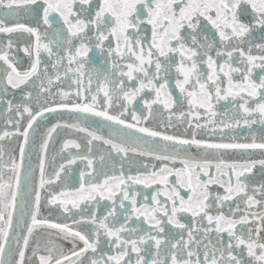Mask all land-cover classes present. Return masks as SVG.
Segmentation results:
<instances>
[{
    "label": "snow or ice",
    "instance_id": "snow-or-ice-1",
    "mask_svg": "<svg viewBox=\"0 0 264 264\" xmlns=\"http://www.w3.org/2000/svg\"><path fill=\"white\" fill-rule=\"evenodd\" d=\"M76 3L0 0V34L32 38L23 47L30 60L23 71L13 62L16 58H10L13 40L0 46V62L6 65L0 68V92L7 93L9 86L13 90L28 86L30 81L33 87L36 81L40 83L35 95L24 91L27 103L7 101V125L12 130H0V141H21L18 160L12 153L5 160L0 144V264H84L86 256L87 264H264V211H252L253 206L264 209V183L251 190L247 183L253 169H264V158L225 160L221 155L228 150L244 154L259 150L264 155V136L259 142L255 134L251 142H237V137L228 136L241 121L248 128L257 122L264 125V76L253 78V69L264 70V54L254 55L252 47H245L254 28L264 29V0H102L92 12L85 9L92 0H79L80 12L74 10ZM24 10H31L37 26L19 22ZM242 17L251 19L245 22ZM141 25L150 26V36L141 34ZM209 25L218 39L215 33L212 38L203 35L209 32ZM254 47L264 53V44ZM95 49L105 56L110 68L88 72L89 52ZM42 53L54 63H45ZM234 60L239 61L238 67L233 66ZM173 72L180 93L177 97L170 87ZM149 94L151 98H145ZM137 98L142 99L146 115L130 111ZM221 101L232 104L223 113L224 119L215 111ZM181 104L187 106V112L177 113ZM153 106L156 113L161 108L170 113L158 128L147 126L154 119ZM65 111L73 114V122L57 121L47 127L37 144L35 134L45 114L59 116ZM90 116L123 126L117 138H106L83 126ZM177 123L184 126L183 131L169 134ZM58 128L89 137L88 155L72 156L67 161L69 168L77 160L93 164L94 141L109 146L94 157L101 167L98 175L105 176L102 183L86 185L85 174L80 173L79 188L54 191L61 188L58 182L63 181L66 169L61 163L46 172L49 145ZM216 129L221 141L227 138L230 142L198 138L208 135L206 130ZM70 146L81 148L76 140L68 139L62 150ZM30 148L37 154L38 185L27 159ZM113 153L120 158V174L108 176L102 169L116 167ZM130 156L154 158L159 163L141 164L136 175L125 176L124 161L134 162L128 160ZM133 185L155 186L156 190L138 206L139 194L129 191ZM213 185L224 188L225 194H213ZM97 197L111 201L106 214L92 213L86 218L83 210L73 213ZM42 203L61 210L62 216L69 214L64 219H71V224L58 222L60 217H53L51 211L44 215ZM94 207L98 208V203ZM183 213L197 218L199 227L181 223ZM120 216L125 222H120ZM133 218H143L154 234L129 228L126 222ZM85 224L93 226L92 230H79ZM167 225L178 230L179 238L165 239ZM102 235L110 238L115 254L97 255ZM34 237H38L35 243ZM132 253L136 254L134 262Z\"/></svg>",
    "mask_w": 264,
    "mask_h": 264
},
{
    "label": "flooded vegetation",
    "instance_id": "flooded-vegetation-1",
    "mask_svg": "<svg viewBox=\"0 0 264 264\" xmlns=\"http://www.w3.org/2000/svg\"><path fill=\"white\" fill-rule=\"evenodd\" d=\"M42 3V0H40ZM102 2V0H92V3L90 6H85L86 11L92 12L96 8V5L98 3ZM241 7H249L245 4H242ZM74 10L77 12L81 11L80 3L79 0H77V3L74 5ZM249 12H251V9L249 7ZM54 16H58V14H53ZM242 19L245 22H249L251 17H242ZM6 23H8V20H5ZM19 22L21 23H27L30 26H37L38 21L33 18V15L31 13V10H24L21 11L20 16H19ZM41 27V31H43V25L39 24ZM142 33L141 34H147L150 36V26H147L145 28V25H141ZM215 33L216 39H218V33H216V30L214 28H211L209 25V32L204 33L203 35H207L210 38H212V34ZM89 35H94V33H89ZM9 39L13 40L14 47L11 50L10 53V58L15 57L16 59L13 61L14 63H17V67L20 68L21 71L26 70L30 64L29 58L25 55L23 52V47L25 44H28L32 38L27 36L26 34H14L12 36L6 35V34H0V46L6 45L7 41ZM248 43L245 45V47H252L253 49V54L254 55H261L264 53H260L256 50L254 47L255 45L258 44H264V29L256 27L252 30V32L249 34V36L246 38ZM87 43V41H86ZM107 43V42H106ZM90 47L92 46L91 44L89 45ZM42 59L45 63H48L49 66L51 63H54V59L49 58L46 54L42 53ZM89 63L86 65V68L88 72H92L93 69L103 71L105 67L110 68V63H106L105 56L99 51V49H95L91 52H89V57H88ZM233 66H239V61L234 60ZM0 68H6V65H4L2 62H0ZM51 74V73H50ZM2 75V73H0ZM261 76H264V70H261L259 67L253 69V78L254 79H259ZM170 87L172 89V95L173 97H177L180 95L178 89L175 87V73L173 72L170 74ZM36 78L33 77V81H35ZM32 82H29L28 86H21L19 89H11L9 86L7 93L0 92V130H8L11 131L12 128L10 125H7V118L9 117V113L7 111V101L11 100L13 105L16 104H23L27 103V98L24 96V91H31L35 95V93L38 91L40 87L39 81H36L35 87L31 86ZM95 85V76L93 75V86ZM65 90H68L65 88ZM145 98H151V94H149L148 97ZM34 101H33V106H34ZM232 107V104L226 101H221L219 105L216 106L215 111L219 114L220 119H224L223 113L225 111H229ZM135 110L136 113L140 114L141 116L146 115V110L144 109L143 101L141 98H137V101L132 105V108L130 111ZM188 108L186 105L181 104L177 109V113L180 111H185L187 112ZM153 113H154V119L149 120L148 125L149 127L153 128H158L161 127V121L165 119L170 113L167 110H164L161 108L160 113H156V106H153ZM230 114V113H229ZM130 122L131 119L130 117L128 118ZM253 119H258V117H253ZM201 123H204V119H201ZM183 125L177 123L176 128L169 129L170 133H177L183 131ZM208 131V135L203 136L206 138H219L220 132L218 129L213 131ZM189 132H191V129H189ZM252 134H255L257 138H260L261 136H264V125L260 123H254L252 124L251 128H248L247 126L243 125V121H241V126L231 130L228 132V136H235L237 139H244L245 137L250 138ZM201 137V136H198ZM68 139H74L78 143L81 144L80 149H75L73 147H69V149H63L62 150V143ZM89 137H87L84 133L79 132V131H74L68 128H58L55 133H53V138L52 141L50 142L49 145V152H48V160L49 164L46 168V172H52L55 167H58L61 163L66 165L65 173L62 174L64 177L62 182H58L61 184L60 189H54V191H59V190H75L79 188V185L81 183L80 179V173H84V180L83 182L87 185L89 183H102L103 179L105 176L103 175H98V173L101 171L100 163L98 162V159H95L94 157H98L99 153L105 151L108 149L109 146L104 145L102 142L99 141H94L93 142V152L92 156L90 158L93 159V164L91 166L87 165L85 161L77 160L74 165H72L70 168L67 167V161L72 157V156H80V155H88V153L85 151L87 147V140ZM21 141L20 140H15V139H5L4 141H0V144H3V149H4V159H8V154L12 153L16 156L18 160V145ZM55 155V162L54 164L52 163V157ZM113 159L117 162V165L115 168H113L111 165L105 166L102 171L108 175V176H113V175H119L120 174V167H119V162L120 158L117 156L115 153H113ZM128 160L134 161L131 165L127 162V160L124 161V174L125 176L128 175H136L137 174V169L138 166L141 164H147L151 165L154 163H159L158 161H155L154 158H144L140 156H135L132 157L130 156ZM179 166V165H177ZM141 171L143 169H140ZM151 171V167L148 169ZM247 183L249 184V189L251 190L252 188H257L259 187L260 184L264 183V169H261L259 166L257 168L253 169V172L248 174L247 178ZM156 190V187L153 186L152 188L145 187L144 185H133L131 189H129L130 194H139L137 195V205L140 206L143 203H145L144 197H151L154 195ZM210 191L215 194L219 193L221 195L225 194L224 188H222L219 185H213L210 188ZM256 198L260 199V194L256 193ZM98 203V208L94 207ZM127 205V211H131V205L129 201L125 202ZM231 203V202H228ZM85 204L87 207H85ZM110 205L111 201H108L106 199H100L97 197L96 201H85L84 203L81 204V209H73V213L80 212L83 210V215L87 218L90 214L95 213L97 216H102L106 214L108 210H110ZM234 207V205H232ZM244 209V204H241V211ZM51 211L53 217H60V220L58 222H66L71 224V219H64V216H68L69 214H64V216L61 215V210L55 209L54 206L49 207L45 206L42 203V212L44 215H48L49 212ZM225 213H228V208L225 207L224 209ZM253 212H259V211H264V209L259 208V206H253L252 207ZM213 214L215 215V211H213ZM73 219H79L80 217L77 215H72ZM238 218V216H237ZM120 222H125V219L123 216L119 217ZM181 223H184L186 225H189L193 229L199 227V221L197 218H193L190 213H183L180 216ZM127 226L129 228H142L147 231L153 232L154 234V229H151L150 226L147 224L146 221H144L143 218L141 219H135L133 218L130 221H127ZM205 226H207V222L204 221ZM250 227L255 226L250 224ZM239 227V226H238ZM93 226L85 224L83 225L79 230L81 231H91ZM179 233L178 230L174 228L172 225H167L165 227V239H171L172 237L179 238ZM184 239L187 240V235L186 233L183 234ZM264 235V233H262ZM38 237H34L33 243H35V239ZM135 239V236L132 237ZM226 238V234H225ZM109 239L108 237L101 236L100 237V243L98 245V252L97 255L101 253H106L109 255L115 254V248L109 244ZM80 247L83 245L80 244ZM65 247H71L70 244H66ZM152 255L155 254L154 252V245ZM91 255V253H89ZM132 260L133 262L136 259V254L132 253ZM35 261V258H33ZM84 264H87V256L84 258Z\"/></svg>",
    "mask_w": 264,
    "mask_h": 264
},
{
    "label": "water",
    "instance_id": "water-1",
    "mask_svg": "<svg viewBox=\"0 0 264 264\" xmlns=\"http://www.w3.org/2000/svg\"><path fill=\"white\" fill-rule=\"evenodd\" d=\"M72 116L73 114L67 113L66 111L64 112V114L59 115V116H57L56 114L49 115L46 113L44 121L40 123L37 129V132L35 134L37 144L40 143L41 138L45 134L47 127H51L53 124L57 123V121L61 123L65 121H67L68 123H72L73 122ZM81 116H83V114H81ZM83 126H90V130H96L98 134L103 135L106 138L110 136L113 138H117L118 129L123 127V126L114 125L112 122L105 121L103 120V118L94 117V116L88 117L87 121L83 124ZM130 131H134V130H130ZM169 134H174V133H169ZM198 138H206V137H198ZM210 139H212L214 142H230V140L227 138L223 141H221L219 138H210ZM237 142H251V140L250 138L247 140L237 139ZM257 142H259V138H257ZM193 152L196 155H200V153L196 152L195 149H193ZM221 155H222V158L225 160H243V159H257L258 160V159L264 158V155H262L259 152V150H255L247 154L228 150V151L223 152ZM27 159L31 167L35 169V171L32 173V178L34 182L38 185L39 170L37 166V163H38L37 154L35 151H32L31 148L29 149V156Z\"/></svg>",
    "mask_w": 264,
    "mask_h": 264
}]
</instances>
